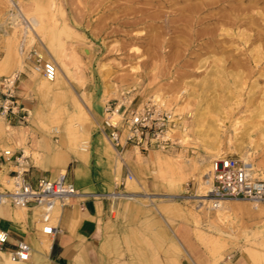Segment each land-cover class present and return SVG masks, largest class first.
<instances>
[{
	"label": "rangeland",
	"instance_id": "obj_1",
	"mask_svg": "<svg viewBox=\"0 0 264 264\" xmlns=\"http://www.w3.org/2000/svg\"><path fill=\"white\" fill-rule=\"evenodd\" d=\"M262 2L0 0V78L15 74L19 78L28 64L40 85L35 68L40 67L44 79L42 67L48 61L59 72L62 91L41 100L34 119L36 128L55 144L59 134L45 130L44 118L57 117L59 124L67 119L76 122L75 102L82 106L90 132L103 127L107 105L123 97L137 106L156 99L181 116L182 126L173 132L178 145L158 151L166 158L152 173V188L131 175L119 185L122 178L117 177L116 192L124 193L126 182L136 183L133 197L124 193L127 197L110 198L114 248L102 250L103 264H168L172 257L168 237L176 240L182 224L193 236L198 225L213 242L220 238L219 257L242 253L254 262L264 261V201L260 215L248 201H231L234 210L222 225L214 221L215 211L198 209L197 199L191 197L198 194L211 161L219 156L241 161L247 156L253 177L264 180ZM229 14L238 16V25L223 19ZM51 82L54 85L58 78ZM65 110L71 113L64 119ZM1 116L5 122L7 115ZM33 118L25 110L18 124L30 126ZM23 153L28 160L29 155L37 158L27 148ZM172 185L187 191L172 196L167 190ZM162 205L179 209L181 217L170 219L160 210ZM255 249L261 253L252 254ZM181 250L176 260L189 264Z\"/></svg>",
	"mask_w": 264,
	"mask_h": 264
},
{
	"label": "crops",
	"instance_id": "obj_2",
	"mask_svg": "<svg viewBox=\"0 0 264 264\" xmlns=\"http://www.w3.org/2000/svg\"><path fill=\"white\" fill-rule=\"evenodd\" d=\"M23 68L24 71L19 73L15 86L17 114L8 113L5 122L3 116H0L2 117L0 183L14 176L18 169L14 159L3 157V151L11 150L16 154L27 148L31 153H37L36 159L29 155L27 178L30 182H35L40 177L53 179L58 174L66 172L67 180L73 183L79 195L53 209V224L57 231L50 237L41 236L39 233L42 209L0 205V230L6 231L9 235L7 246L0 251V255L3 253V256H0V264H10L11 258L8 252L20 241L26 242L31 247L30 258L23 262L24 264H103L102 250L111 251L114 248L112 238L114 221L111 217L113 202L110 199L111 191L114 193L116 190L115 185L113 186L114 179L125 178L128 174L134 177L136 182L144 179L147 188L151 187L155 180L152 173H156L159 160L164 161L166 155L158 150L146 151L130 145H126L118 154L108 138L107 130L100 127L90 132V123L88 124L90 147L87 153H81L77 149L76 134L65 129V124L70 119L59 124L56 123L57 117L51 120L46 115L43 125L45 130L51 131L50 128L56 124L59 126L60 132H57L59 143L55 144L48 133L36 128L34 119L40 114L41 100H44L49 93L62 91V80L58 74V82L54 85H46V79L41 78V69L37 66L35 76L40 80L39 85L28 64ZM14 69L17 70V65H14ZM1 99L0 87V102ZM76 104H74L75 108ZM25 110L34 118L32 125L24 127L18 124L17 119ZM70 113L65 110L64 119L67 115L70 116ZM75 113L78 115L77 109ZM26 128L29 129L28 133H25ZM136 182L130 184L126 182L124 193L133 197L131 193ZM167 190L170 195L176 197L182 196L187 191L185 186L178 185L167 187ZM160 210L169 215L170 219L171 215H181L179 209L168 205L160 206ZM193 232L197 240L188 225L182 224L177 229L176 240L168 237L169 253L172 254L168 264H179L176 258L181 255V247L187 259L191 258L196 264H264V261L254 262L252 258L242 253L222 255L220 259L218 256L220 251H212L214 242L210 236L202 230L200 232L198 225H195ZM158 237L161 239V235ZM255 250L257 252L252 254L261 253L260 250Z\"/></svg>",
	"mask_w": 264,
	"mask_h": 264
},
{
	"label": "built area",
	"instance_id": "obj_3",
	"mask_svg": "<svg viewBox=\"0 0 264 264\" xmlns=\"http://www.w3.org/2000/svg\"><path fill=\"white\" fill-rule=\"evenodd\" d=\"M43 76L49 80L55 77L54 64L45 62L42 67ZM17 74L3 76L0 80L2 99L0 115L17 114L15 101V83ZM102 126L107 130L108 138L114 149L120 153L126 145L136 149L166 151L178 145L173 132L181 125V116L163 107L159 101L149 99L140 106L134 105L127 97L111 102L105 108ZM117 117L116 120L113 118ZM24 118V116H23ZM3 157L16 161L18 169L14 176L0 183V205L17 208H42L39 233L41 236H53L57 228L54 226L52 211L56 205H64L74 198L77 189L67 180V174H58L55 178L40 177L35 182L27 178L29 172L28 157L23 152L14 154L11 150H4ZM211 186L203 201L197 205L208 210L219 208L226 200H245L252 204L264 201V180L253 177L251 169L235 156H219L210 163L209 171ZM127 177L122 178V185ZM9 242L6 231L0 230V251ZM31 254V247L20 241L14 249L8 252L11 259L25 262Z\"/></svg>",
	"mask_w": 264,
	"mask_h": 264
},
{
	"label": "bare ground",
	"instance_id": "obj_4",
	"mask_svg": "<svg viewBox=\"0 0 264 264\" xmlns=\"http://www.w3.org/2000/svg\"><path fill=\"white\" fill-rule=\"evenodd\" d=\"M261 1H264V0H261ZM263 3V2H262ZM264 4V3H263ZM256 6V5H255ZM189 8H190V6H189ZM240 8V7H239ZM226 13V12H225ZM232 14V13H231ZM231 14H229V15H226V17H223V19L224 18H226L225 20L226 21H228V23H230L231 25H235V24H237L238 25V21H237V19H238V16L237 15H231ZM150 15V14H149ZM31 18V17H30ZM31 20V19H30ZM201 20L203 21V20H205L204 18H201ZM32 21V20H31ZM34 22V21H33ZM32 22V23H33ZM35 23V22H34ZM125 23V22H124ZM126 24V23H125ZM129 24V23H128ZM29 28V27H28ZM229 35V34H228ZM242 35H243V33H242ZM198 38V37H197ZM245 38V37H244ZM247 41V40H246ZM22 53V52H21ZM62 60V59H61ZM220 61V60H219ZM48 62H50V61H48ZM50 63H52V64H54V66H55V69H56V74H55V77L52 79V80H49V79H47V78H45L46 79V85H50L52 82L51 81H53L54 79L56 80L57 78H58V74H59V72L57 71V67H56V65H55V63H53V62H50ZM62 65H64L63 64V62H62ZM156 100V99H155ZM159 103H160V101H159ZM76 104V103H75ZM161 104V103H160ZM76 109H77V113H78V117H76L75 119H77V123L76 122H72V119H70V120H68L67 122H66V124H65V129L66 130H68L69 132L70 131H72L73 133H75L76 134V140H77V149L81 152V153H87L88 152V150H89V147H90V144H89V128H88V126H87V123H88V119L86 118V117H84V114H83V108H82V106H80L78 103L76 104ZM1 116V115H0ZM1 118L2 117H0V126H1ZM116 118L117 117H115L114 116V120H116ZM181 121V125H179L180 127L182 126V120H180ZM234 127V126H233ZM261 127V126H260ZM261 129V128H260ZM50 130L51 131H54V132H60V130H59V126H58V124H56V125H53L51 128H50ZM263 130V129H262ZM65 133V132H64ZM70 136V135H69ZM72 140V139H71ZM240 150V149H239ZM159 151V150H158ZM117 152V151H116ZM237 152H238V149H237ZM118 153V152H117ZM224 153V152H223ZM119 154V153H118ZM249 158L247 157V156H242V162L243 163H245L250 169H251V173H252V171H253V169H252V167L250 166V164H249ZM207 173V172H206ZM207 175V174H206ZM253 175V174H252ZM128 177L125 179L126 181H128ZM133 179H135V178H133ZM116 180H117V178H115L114 179V181H113V186L115 185V182H116ZM210 186H211V179H210V175L208 174V177L204 180V181H202V182H200V185H199V187H198V194L197 195H195L194 197L197 199V201L199 202V200L198 199H200L201 201H203V200H205L204 199V196H206V192L208 191H205V188L206 187H208V188H210ZM78 193V192H77ZM79 195V194H78ZM110 195L112 196V198H116V197H119V196H123V197H127L124 193H122V192H116L115 190H114V193L111 191V193H110ZM196 201V200H195ZM231 201H239V200H226V201H223V202H221V204H220V206H219V208H217V209H215V210H211V211H215L216 212V214H215V217H214V221L215 222H217V223H219V224H222V225H225V222H227L229 219H230V215H231V211H233L234 210V205H232L231 204ZM245 201V200H244ZM56 206H58V205H56ZM55 206V207H56ZM241 206H242V203H241ZM240 206V204H239V206L238 207H241ZM251 206H252V208L253 209H255V210H259L258 212H257V214L258 215H260L261 213H263V211H262V207H260L259 206V204H252L251 203ZM54 207V208H55ZM198 209H201V208H205L206 209V207H204V206H196ZM243 207V206H242ZM241 207V208H242ZM246 207V206H245ZM260 207V208H259ZM14 208H17V207H14ZM38 208H40V207H38ZM40 209H42V208H40ZM236 209V208H235ZM239 209V208H238ZM248 209V208H247ZM246 209V210H247ZM250 209V208H249ZM206 210H208V209H206ZM240 210V209H239ZM242 210V209H241ZM251 210V209H250ZM249 210V211H250ZM254 210V211H255ZM242 212V211H241ZM241 212H238L237 211V213H240V214H242ZM253 212V211H252ZM247 214V213H246ZM249 214V213H248ZM251 214V213H250ZM256 214V215H257ZM252 215V214H251ZM256 215H255V217H256ZM254 216V215H253ZM263 216V215H262ZM246 217H247V215H246ZM254 218V217H253ZM257 218H258V216H257ZM244 221V220H243ZM221 233V232H220ZM220 238H219V240H215V242H214V244H213V247H212V251H214V252H219L220 251ZM43 243H45V242H43ZM45 245V244H44ZM43 247V246H42ZM44 249V248H43ZM42 250V249H41ZM41 252V251H40ZM44 252V251H43ZM1 255L3 256V253H1ZM0 255V256H1ZM8 259V258H7ZM193 260L190 258V260H189V264H196V263H194V261L192 262ZM8 262V261H7ZM9 263L10 264H24L23 262H20V261H16V260H9Z\"/></svg>",
	"mask_w": 264,
	"mask_h": 264
}]
</instances>
